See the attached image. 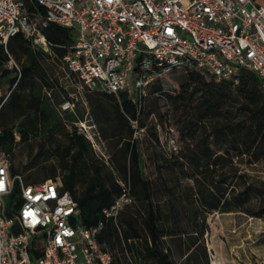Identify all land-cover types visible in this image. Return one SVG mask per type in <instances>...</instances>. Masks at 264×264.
<instances>
[{"label":"trees","instance_id":"trees-1","mask_svg":"<svg viewBox=\"0 0 264 264\" xmlns=\"http://www.w3.org/2000/svg\"><path fill=\"white\" fill-rule=\"evenodd\" d=\"M24 2L31 15L44 16L46 7L38 0ZM40 30L57 61L74 43L73 28L49 22ZM12 54L19 68L6 67ZM42 54L51 56L22 32L11 36L6 47L0 45V76L9 84L17 81L2 105L0 99V148L9 155L11 173H21L29 182L61 176L62 189L78 202L82 223L105 222L99 240L112 252L111 264H124V256L132 264H177L178 256L184 257L183 264H210L204 242L210 213L264 216V183L243 166L264 158L261 76L245 71L234 84L190 69L175 93L157 80L136 101L126 92L85 90L89 112L108 144L109 159L104 160L83 132L68 128L84 116L76 108L62 110L61 104L72 97L46 72ZM161 98L169 101L171 115L160 111ZM170 117L179 132L176 149L169 147L168 138L161 143L158 134V122L169 131ZM136 130L149 138L146 149L153 166L148 173ZM21 143H27L31 157L18 166L12 155ZM120 181L134 201L115 221L103 210L123 192Z\"/></svg>","mask_w":264,"mask_h":264},{"label":"built area","instance_id":"built-area-1","mask_svg":"<svg viewBox=\"0 0 264 264\" xmlns=\"http://www.w3.org/2000/svg\"><path fill=\"white\" fill-rule=\"evenodd\" d=\"M38 1L46 7L44 16L31 15L24 0H0V45L22 32L57 60L40 25L73 28L74 43L59 61L79 91L126 92L136 101L157 80L190 69L234 84L252 71L264 82V5L257 0ZM16 85L0 83L1 105ZM71 97L62 109L75 108L77 97ZM78 130L94 141L86 120L80 119ZM168 145L176 149L177 138L169 136ZM10 166L0 148V264L112 263V252L99 240L105 222L82 223L78 202L62 189L61 176L29 182ZM120 183L123 192L103 210L115 221L134 201Z\"/></svg>","mask_w":264,"mask_h":264},{"label":"rangeland","instance_id":"rangeland-1","mask_svg":"<svg viewBox=\"0 0 264 264\" xmlns=\"http://www.w3.org/2000/svg\"><path fill=\"white\" fill-rule=\"evenodd\" d=\"M259 4L264 5V0H257ZM13 59V60H12ZM24 59V56L23 58ZM41 62L45 67L46 72L58 79L64 88L77 97L75 108L79 116L83 114L84 120L89 131V136H92L94 141H91L92 149L98 158L104 160L109 159V148L107 141L102 137L101 132L89 112V103L86 98V91H79L74 84H72L68 77V71L64 64L55 60L52 56L42 54L40 56ZM20 65V61L12 54L6 64V67L12 68L15 65ZM185 72L176 71L169 74L167 78L163 79V87L165 90L176 92L179 89V82ZM0 82L4 83L2 76ZM161 112H166L171 108L169 101L165 98L159 100ZM154 118V117H153ZM171 118V117H170ZM167 121L169 131H166L164 123H160L158 127V134L161 143H164L169 136H174L179 140V132L177 125H175L173 118ZM157 122V119H153ZM80 126V119L75 123L68 124V128L72 129ZM139 146L142 153V160L144 168L148 173L153 164L148 158V150L146 149L149 138L145 131L139 134ZM30 148L27 143H21L17 146L15 154L12 155V160L18 165L22 166L30 160ZM244 167L255 176V180L261 184L264 183V158L253 164H244ZM22 169V167L20 168ZM24 171L27 169L23 168ZM209 230L204 235V242L207 247L210 264H264V216H250L241 211L230 212H212L207 217ZM124 264H132L128 256H124ZM184 257L178 256L177 264H183Z\"/></svg>","mask_w":264,"mask_h":264},{"label":"crops","instance_id":"crops-1","mask_svg":"<svg viewBox=\"0 0 264 264\" xmlns=\"http://www.w3.org/2000/svg\"><path fill=\"white\" fill-rule=\"evenodd\" d=\"M3 80H4V78H3ZM69 80H70V82L72 83V84H74V86L77 88V85L75 84V82H73L70 78H69ZM1 83V82H0ZM3 86H6L7 84H8V81H6V80H4V83H1ZM78 89V88H77ZM70 94V93H69ZM63 110V109H62ZM76 122V121H75Z\"/></svg>","mask_w":264,"mask_h":264},{"label":"snow or ice","instance_id":"snow-or-ice-1","mask_svg":"<svg viewBox=\"0 0 264 264\" xmlns=\"http://www.w3.org/2000/svg\"><path fill=\"white\" fill-rule=\"evenodd\" d=\"M0 186H2V185H0ZM29 215H31V214L29 213Z\"/></svg>","mask_w":264,"mask_h":264},{"label":"clouds","instance_id":"clouds-1","mask_svg":"<svg viewBox=\"0 0 264 264\" xmlns=\"http://www.w3.org/2000/svg\"><path fill=\"white\" fill-rule=\"evenodd\" d=\"M0 183H2V182H0Z\"/></svg>","mask_w":264,"mask_h":264}]
</instances>
